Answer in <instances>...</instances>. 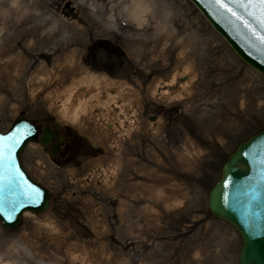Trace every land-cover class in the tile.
Returning <instances> with one entry per match:
<instances>
[{"label": "rangeland", "instance_id": "obj_1", "mask_svg": "<svg viewBox=\"0 0 264 264\" xmlns=\"http://www.w3.org/2000/svg\"><path fill=\"white\" fill-rule=\"evenodd\" d=\"M134 1L0 0V130L25 114L71 125L80 142L62 159L26 144L23 165L50 201L17 227L0 221V264H238L240 235L207 191L264 127V75L191 0H139L149 10L127 22ZM89 49L102 72L84 63ZM151 64L152 92L178 84L155 93L164 109L135 138L137 90L106 69Z\"/></svg>", "mask_w": 264, "mask_h": 264}, {"label": "water", "instance_id": "obj_2", "mask_svg": "<svg viewBox=\"0 0 264 264\" xmlns=\"http://www.w3.org/2000/svg\"><path fill=\"white\" fill-rule=\"evenodd\" d=\"M191 1L229 43L237 55L264 75V53H259L252 48L246 43L243 34H238L226 20L214 16L200 0ZM169 87L171 88L172 85ZM26 127H30L33 134L27 137L17 148L16 162L26 182L39 188L43 193V198L38 206L24 207L11 220L0 216V221L8 228L17 227L21 223L25 211L41 212L46 209L50 201L49 189L30 175L21 158L28 142L39 138L42 145L49 143L51 131L48 129V124L44 126V131L39 136L36 124L25 114H20L6 130H0V137L10 136L17 129H25ZM57 148V146L51 148L49 154L55 155ZM246 152L254 154L259 160H264V127L239 141L227 155L221 165L220 175L207 191V207L213 216L228 222L239 233L241 244L237 255L238 264H264V164L254 163L251 156L244 155ZM229 179L232 183L226 188L225 184L228 183ZM254 186L257 187L259 194V202L255 206L258 215L246 222L243 205L247 203L248 197L245 193ZM237 190H239V195H237ZM225 196L228 197L227 204L224 202Z\"/></svg>", "mask_w": 264, "mask_h": 264}, {"label": "snow or ice", "instance_id": "obj_3", "mask_svg": "<svg viewBox=\"0 0 264 264\" xmlns=\"http://www.w3.org/2000/svg\"><path fill=\"white\" fill-rule=\"evenodd\" d=\"M216 17L226 20L238 34H243L248 43L259 53H264V0H200ZM33 131L30 127L17 129L15 133L7 137H0V216L7 220L14 218L16 213L27 206H38L43 198L41 190L30 185L24 179L16 162V150ZM251 156L254 163L264 164L252 153H244ZM231 179L225 184L227 188ZM259 183V182H258ZM247 203L243 205L245 221H250L258 213L255 206L259 202V194L256 186L245 193ZM239 195V190H237ZM225 204L228 197H224ZM237 203L239 201L237 200Z\"/></svg>", "mask_w": 264, "mask_h": 264}, {"label": "flooded vegetation", "instance_id": "obj_4", "mask_svg": "<svg viewBox=\"0 0 264 264\" xmlns=\"http://www.w3.org/2000/svg\"><path fill=\"white\" fill-rule=\"evenodd\" d=\"M121 50L117 51L116 53H120ZM104 58V57H103ZM102 58V59H103ZM84 63H86L89 67H92L94 71L102 72L101 66L95 65L97 61L100 60V56H96L94 51H91V49L87 50L84 55ZM101 61V60H100ZM104 62V61H103ZM110 67V66H105ZM134 74L131 76L127 75L126 73L122 71H112V69L108 68L106 69V72L110 76H118V75H124L125 78H130L133 82L134 87L137 90L136 95V102L134 103V108L132 109V122L134 123L136 127L135 132V138L139 137V132H143L144 128H147V130L150 132H153V126L157 119L158 112L163 111L162 105L159 103V105L156 108V100H155V93L150 90V88L153 89L154 87V80H155V67L154 65H150L147 68L139 69L135 67L133 69ZM183 79V78H182ZM178 83H166L162 82L159 88V91H157L156 94H159L162 89L168 88V89H175ZM172 85L170 88L169 86ZM120 109V107H119ZM120 114H122V111L119 110ZM124 120L128 121V118L125 117ZM167 122L169 120L167 119ZM109 128H113L114 125H119L120 122L118 120L114 121H107L106 122ZM48 124V129L51 131V137L49 140V143L46 145H42L39 141V138L37 142H39L40 145L45 146L46 150L49 154V150L51 148H54L57 146L56 154L50 155L52 157H56L57 159H62L65 156L68 155L69 151L71 152L77 145L80 144L78 141V135L77 130L73 129V127L69 124H64L60 121L55 120H46L42 124H36L38 129V135L40 136L42 132L44 131V126ZM57 124V125H56ZM153 136V133L152 135ZM137 142V141H136Z\"/></svg>", "mask_w": 264, "mask_h": 264}, {"label": "bare ground", "instance_id": "obj_5", "mask_svg": "<svg viewBox=\"0 0 264 264\" xmlns=\"http://www.w3.org/2000/svg\"><path fill=\"white\" fill-rule=\"evenodd\" d=\"M149 10V7L148 6H144L142 4V2H140L139 0H136L133 2V5L132 7L127 10V13L130 14L129 16L126 17V20L127 22L132 19H134V21H138V23H140V18L142 19L143 18V15L144 13ZM127 15V14H126ZM109 22H112L113 24L115 25H118L117 21L115 20V17L114 18H109ZM32 29V28H31ZM31 31V30H30ZM60 34V33H59ZM63 34V33H62ZM65 34V33H64ZM74 35V34H73ZM47 36V35H45ZM40 37V36H39ZM50 38V37H48ZM53 38V37H52ZM56 38V37H55ZM46 39V38H45ZM65 41V40H64ZM41 43V42H40ZM53 43V42H52ZM46 44V43H45ZM38 45V44H36Z\"/></svg>", "mask_w": 264, "mask_h": 264}]
</instances>
